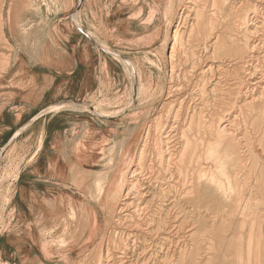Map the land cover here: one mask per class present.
I'll list each match as a JSON object with an SVG mask.
<instances>
[{"label":"rangeland","instance_id":"1","mask_svg":"<svg viewBox=\"0 0 264 264\" xmlns=\"http://www.w3.org/2000/svg\"><path fill=\"white\" fill-rule=\"evenodd\" d=\"M204 1L208 4L210 0ZM218 1L221 6V0ZM187 2L188 0H118V4L123 5L120 14L106 20L101 15L105 14L113 0H92L91 8L98 13V22L89 17L91 28L98 24L114 26L122 22L121 26H124L120 27L121 35H133L130 32L134 31L138 35H145V39L129 43V48H123L125 52L117 51L121 57L115 55L126 71L123 86L120 84L108 88L87 99L50 106L52 108H47L48 111L42 115L49 119L54 113L62 112L59 117L47 122L48 140L45 147L50 155L63 151L66 158L65 185L74 184L77 191L73 195L66 188L64 199L58 203L57 208L53 202L50 206H39L46 216L43 225L35 222L25 224L23 218L22 224L18 223L17 213L10 202L12 182H15L19 167L27 159L25 154L37 147L42 122L39 121L25 133V137L32 138L27 142L22 141L17 149L12 144L9 145L10 134H5V129H0V264H87L89 257L93 255V252L90 253L91 249L96 243L95 254H98L104 251L108 243L116 245L120 242L117 232L124 228H134L130 223L117 220L116 205L120 204L119 201L115 207L105 206V197L97 203L96 182L103 175L107 177L109 174L108 178H112L110 172L114 171V167L111 162L119 158L116 149L120 147L123 137L131 135L142 143L147 127L169 105L171 80L176 76L170 53L177 25L181 22L179 14L188 5ZM70 3V0H0V73L9 66L10 53L18 56L19 61L24 59L26 62V52H32V48L39 42L34 41L35 38L45 33L49 27L57 26L55 20ZM209 13L208 7L206 16ZM64 14L66 17L73 15L81 28L84 26L82 18H87V11L77 7ZM129 14L133 16L128 18ZM230 16L221 12L214 18L220 48L217 57H209L208 62L215 61L216 66L223 62L220 70L229 76L230 83L237 73L235 74L236 69L228 66L229 61L235 60L237 56L247 55L246 44L252 43L254 60L251 63L252 70L256 72L254 82L260 79L261 84L256 87L253 82L254 88H259L253 99V94L246 92V87L241 92L238 90L244 84L242 85L240 78H235L237 94L233 96L238 98L240 109L233 139V158L221 171L215 168L212 158H203L204 166L215 171V177H208L209 181H213L209 184H214L209 187L216 192L218 188L214 181L220 179L224 183L223 190L220 188L219 191L220 199L217 201L210 194L200 192L197 172H191L192 182L185 186L182 182L179 183L176 198L170 199L163 195L159 198V195L156 204L154 203L158 212L151 223L153 233L156 234L168 211L170 226L167 231L161 232L158 240L155 238L157 242L154 248L150 246L151 240H147V245L133 253L134 264H264V5L255 17V25L248 36L244 34L240 17ZM182 25L180 24V29L184 30ZM89 35L106 49L104 44L107 43L100 40L102 38L95 29ZM185 45L191 58V51L195 52L198 48L193 47L195 44L192 43ZM123 60L132 63V70L126 68ZM191 61L192 58L189 63L185 59L180 62L183 75ZM22 63L18 65L20 72L29 73L32 66L27 67L26 63ZM184 63L188 64L184 66ZM200 72L201 70H197L193 75L194 82L201 77ZM212 76L208 74V84H211ZM230 89L227 88L226 100ZM136 95L139 97L131 104ZM247 98L254 100L253 107L246 105ZM137 102H141L140 105ZM91 107L99 108V112H94ZM64 109L68 111H61ZM36 113L23 116L21 123L27 124L32 117H39L41 112ZM52 144L65 151L51 148ZM112 145L116 149L112 148L108 154ZM4 153L7 155L2 159ZM78 154L82 155L84 163L80 172L75 171L72 175L71 166L75 164L73 159ZM88 156H92L91 159ZM83 167L88 171L93 170L92 175L88 171L86 173ZM224 173L229 176L228 179ZM72 207L77 211V216L73 219L70 217ZM96 212L98 240L91 238L87 241L89 233L84 234L85 228ZM27 217L28 220H35L29 215ZM36 220L41 221L40 218ZM166 238L171 240L166 241Z\"/></svg>","mask_w":264,"mask_h":264},{"label":"bare ground","instance_id":"2","mask_svg":"<svg viewBox=\"0 0 264 264\" xmlns=\"http://www.w3.org/2000/svg\"><path fill=\"white\" fill-rule=\"evenodd\" d=\"M187 3L188 5L184 6L179 14L181 22L177 25L174 44L170 53V58L174 61L173 68L176 76L175 79L171 80L170 88L172 91L169 93V105L158 116H154V120L143 135L142 143L128 135L123 137L119 148L116 149V146L113 148L112 145L108 149V154L111 150L116 149L117 156L119 155V158L114 160L111 158L114 171L110 169V173L111 177L114 176V178H108L109 174L107 177L103 175L96 182L95 199L97 203L105 197V206L115 207L119 201L120 204L116 205L117 220L130 223L134 228H124L117 232L120 237V242L116 243L117 246L108 243L104 251H100L98 254H95L96 243L91 249L90 253L93 252V255L89 257L87 264H134L133 253L137 252L141 246L147 245V240H151L150 246L154 248L161 232L168 230L171 219L168 211L165 219L160 222L156 234H154L151 223L155 220L158 212L154 203L156 204L159 195V198L162 195L170 197V199L176 198L179 183L182 182L185 186L186 183L192 182L191 172H197L199 190L202 194H210L217 201L220 199L219 191L220 188L223 190L224 183L220 179L214 181L218 188L215 190L216 192L209 187L212 185L209 182L213 183V181H209L208 177L209 175L212 178L215 177V171L204 166L203 158L206 157L207 160L212 158L218 171L225 169L227 162L233 158V139L238 123L237 113L240 109L238 98L233 96L237 94L235 92L237 84L235 78H240L242 85L244 84L238 90L241 92L246 87V92L252 93L253 99L259 89L254 88V83L258 87L261 82L260 79L254 82L256 72L252 70L251 63L254 60L252 43L246 44L247 55L237 56L235 60L229 61L228 66L236 69L234 72L237 73L230 83H228L229 76L220 70V65H223V62L217 66L215 61L208 62L209 57H217L220 48L214 18L221 12L227 13L228 16L240 17L244 34L248 36V33L252 32L253 25H255V17L264 3L263 0H221V6L218 0H210L208 4L204 0H188ZM208 7L210 13L206 16ZM180 24H183L184 30L180 29ZM214 38L216 39L213 42ZM186 43L195 44L193 47H197L198 50L191 51L192 61L183 75L180 71L182 67L180 62L185 59L189 63V59H191L190 53L185 48ZM105 46L107 50H112L109 45L104 44ZM200 49H202L201 52ZM188 63H184V66ZM124 64L126 68L129 67L132 70L131 62L125 60ZM197 70H201V77L194 82L193 75ZM215 72L217 73L215 74ZM208 74L213 75L210 78L211 84L206 82ZM229 87L231 88L230 94L226 100L228 94L226 91ZM136 96L131 100V104L139 97ZM253 99L247 98L246 105L253 107ZM139 103L138 105H140ZM91 108L94 112H99V108ZM224 174L226 175V173ZM107 185L109 186L108 189ZM76 216L77 211L72 207L70 217L73 219ZM98 225L96 212L95 217L92 216L91 220H88L85 228L84 234L89 233L87 241H90L91 238L98 240ZM170 240L168 238L166 241ZM164 244L166 245L165 242ZM168 264L170 263L168 262Z\"/></svg>","mask_w":264,"mask_h":264},{"label":"crops","instance_id":"3","mask_svg":"<svg viewBox=\"0 0 264 264\" xmlns=\"http://www.w3.org/2000/svg\"><path fill=\"white\" fill-rule=\"evenodd\" d=\"M70 2L55 20L57 26L49 27L45 33L35 38L34 41L39 40V42L32 48V52H26L28 60L19 61L18 56L10 53L9 66L0 73V129L3 128L5 134H10L9 145L12 144L11 146L17 149L22 141H29L32 137H25V133L35 127L39 121L42 122L40 132L42 136L40 135L38 139V145L25 154L27 159L25 158V163L19 167L15 182H12L13 194L10 202L17 213V221L21 224L23 218L25 224L35 222L43 225L46 216L39 206H50L53 202L57 208L58 203L64 199L66 188L73 195L77 192L74 184L65 185L66 158L63 156V151L50 155L45 147L48 140L47 122L56 116L59 117L62 112L54 113L49 119L42 116L32 117L25 125L21 123L22 117L37 111L43 112L50 106L63 102L87 99L92 94L124 84L126 80L124 66L113 52L103 49L94 41L89 35L93 29L112 51L119 53L125 52L123 48H129V43H137L145 39V35H138L134 31L130 32L133 35H121L120 27L124 26H121L122 22L114 26L98 24L97 27L91 28L89 17L98 22V13L91 8L92 0H70ZM122 6L118 4V0H113L105 14L101 16L106 20L114 18L120 14ZM73 7L87 11V18H82L84 25L82 28L75 22L73 15L66 17L64 14ZM132 16L133 14H129L128 18ZM9 44L12 45L11 42ZM22 62L26 63L27 67L32 66L29 73L22 74L18 69V65ZM53 147L56 148V145L52 144L51 148ZM56 149L65 151L63 148ZM6 155L4 153L2 159ZM91 157L88 156L89 159ZM73 160L75 164L71 166L72 175L75 171L80 172L84 163L81 154ZM83 168L87 173L88 169ZM88 172L92 175L93 170ZM28 215L35 220H28ZM39 218L41 221L36 222Z\"/></svg>","mask_w":264,"mask_h":264},{"label":"water","instance_id":"4","mask_svg":"<svg viewBox=\"0 0 264 264\" xmlns=\"http://www.w3.org/2000/svg\"><path fill=\"white\" fill-rule=\"evenodd\" d=\"M111 52H114V51H111ZM113 54H115L116 56L121 57L118 53H113ZM48 109H49V108H48ZM48 109H47V110H48ZM47 110H44L43 112H41L40 116L44 115L45 112H47Z\"/></svg>","mask_w":264,"mask_h":264}]
</instances>
